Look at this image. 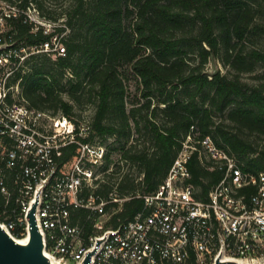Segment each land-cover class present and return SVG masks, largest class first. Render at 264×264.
<instances>
[{
    "label": "trees",
    "instance_id": "16d2710c",
    "mask_svg": "<svg viewBox=\"0 0 264 264\" xmlns=\"http://www.w3.org/2000/svg\"><path fill=\"white\" fill-rule=\"evenodd\" d=\"M10 1H19L25 10L34 7L44 20H60L46 0ZM70 2L65 20L52 33H45L43 26L34 32L26 16L10 21L18 43L41 48L56 37L58 47L65 49L64 55L30 54L25 72L17 78L22 79L21 95L30 108L65 116L75 124V141L61 147L60 168L80 157V144L105 148L100 169L104 181L95 194L108 199L116 187L124 202L113 216L114 226L118 219H131L144 210L143 197L167 179L188 137L189 145L197 148L188 159V183L198 200H206L223 176L209 169L214 164L201 146L208 137L244 171L264 169V84L249 85L241 79L258 65L264 70V50L241 49L254 30L246 0ZM219 56L229 74L210 76L207 65ZM132 78L138 84L135 99L129 93ZM86 96L93 100L95 113L84 124L72 114ZM133 133L136 143L127 148ZM111 138L120 146L125 164L139 168L141 181L133 173L121 175L123 164L111 156L116 149L110 153L106 146ZM118 209L119 203L107 206L108 212Z\"/></svg>",
    "mask_w": 264,
    "mask_h": 264
},
{
    "label": "built area",
    "instance_id": "2783aa9c",
    "mask_svg": "<svg viewBox=\"0 0 264 264\" xmlns=\"http://www.w3.org/2000/svg\"><path fill=\"white\" fill-rule=\"evenodd\" d=\"M27 10L19 1L0 0L1 227L15 239L28 240V215L37 204L44 252L56 264H83L92 252L89 264L264 261V169L244 171L209 137L201 142L202 150L214 164L209 169L223 176L206 200L196 199L188 183V159L197 151L188 137L167 179L143 197L144 210L131 219H118L114 226L113 216L121 209L108 212L107 206L122 202L116 187L108 199L95 194L104 181L100 169L105 148L80 144V157L60 168L61 147L75 141V124L65 116L30 108L21 95L22 79L17 76L25 72L26 59L51 46L30 48L15 40L10 21L28 17ZM33 24L34 32L45 27ZM55 41L53 37L52 44ZM56 51L64 55L65 49Z\"/></svg>",
    "mask_w": 264,
    "mask_h": 264
},
{
    "label": "rangeland",
    "instance_id": "374dc122",
    "mask_svg": "<svg viewBox=\"0 0 264 264\" xmlns=\"http://www.w3.org/2000/svg\"><path fill=\"white\" fill-rule=\"evenodd\" d=\"M250 6V8L252 9L253 12V24L252 27L254 28V30H252V32L250 34L247 35L245 41L243 42V46H241V49H243L244 53H249L250 51H252L253 49H259L261 51L264 50V0H246ZM45 5L46 7L50 10L53 11L54 16L59 17L60 20L58 23H54L51 22L49 20H44L39 13L36 11V9L34 7H31V9H28L27 15L28 18L30 19V21L34 22H41L45 25V33H52L54 30V27L56 25L62 24V22L65 20V14L70 5L71 2L70 0H66L63 1L60 4H56L54 2H52L51 0H46L45 1ZM68 34V32L64 33L62 36L65 37ZM61 36V37H62ZM58 42L59 41H55V44H51L48 52L53 54V53H57L56 49H58ZM55 59L56 56L52 55ZM207 72L209 73L210 76L214 75L217 72H220L221 74H229V69L228 67H226L223 64V59L221 56L216 57L214 59H211L207 65ZM264 70L263 68L258 65L256 67V70L254 73H250V74H241V79L248 83L249 85H257V84H264V80H263V74ZM69 76V75H68ZM138 84L136 82V80L134 78L131 79V82L129 84V93H130V97L131 99H135V97L137 96V94H139L138 92ZM65 100L66 101H70L66 96H65ZM71 102V101H70ZM72 103V102H71ZM95 113V104L93 102V100H91L88 96L84 97L82 99V102L80 103V107H76L73 110V118L76 119L77 121H80L82 123L85 124V121H91L92 117L94 116ZM61 114V113H59ZM137 138V135H135V133H133V136L131 137L127 148H129L130 146L134 145L135 139ZM255 142L256 140L253 139ZM186 145V144H185ZM106 146L108 148V151H110L112 149H116L112 151V158L117 161L120 160V163L123 164V168L121 170V175H125V174H131L133 173L136 177H137V182L141 181L142 179V173L140 172L139 168H135L125 164V161L122 159L121 157V152L120 150H117V148H119L120 146L116 143H114V139H108L106 141ZM120 180V178H119ZM142 190L140 189V192ZM124 201L119 203V211L122 208V203ZM264 264V261L263 263Z\"/></svg>",
    "mask_w": 264,
    "mask_h": 264
},
{
    "label": "water",
    "instance_id": "95a60500",
    "mask_svg": "<svg viewBox=\"0 0 264 264\" xmlns=\"http://www.w3.org/2000/svg\"><path fill=\"white\" fill-rule=\"evenodd\" d=\"M35 204L28 215L29 237L26 243H19L0 225V264H56L44 252L43 236L37 226ZM94 252L90 253L83 264H89ZM215 264H243L238 261H221Z\"/></svg>",
    "mask_w": 264,
    "mask_h": 264
},
{
    "label": "bare ground",
    "instance_id": "6f19581e",
    "mask_svg": "<svg viewBox=\"0 0 264 264\" xmlns=\"http://www.w3.org/2000/svg\"><path fill=\"white\" fill-rule=\"evenodd\" d=\"M19 243H26L28 240H19V239H16ZM263 263V261H261V262H259V263H257V264H262Z\"/></svg>",
    "mask_w": 264,
    "mask_h": 264
}]
</instances>
